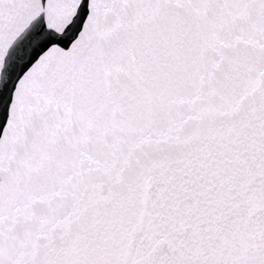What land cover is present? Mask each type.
<instances>
[{"label":"snow or ice","instance_id":"6c2138e0","mask_svg":"<svg viewBox=\"0 0 264 264\" xmlns=\"http://www.w3.org/2000/svg\"><path fill=\"white\" fill-rule=\"evenodd\" d=\"M0 264H264V0H0Z\"/></svg>","mask_w":264,"mask_h":264}]
</instances>
